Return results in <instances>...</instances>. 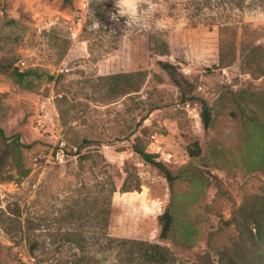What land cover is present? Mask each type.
<instances>
[{
	"label": "rangeland",
	"instance_id": "rangeland-1",
	"mask_svg": "<svg viewBox=\"0 0 264 264\" xmlns=\"http://www.w3.org/2000/svg\"><path fill=\"white\" fill-rule=\"evenodd\" d=\"M166 2L156 14L166 27L157 29L153 20L150 30H139L115 16L114 0H0V59L59 75L53 81L29 77V88L10 69L0 72V127L9 137L0 138L6 157L0 264H112L105 248L97 253L99 247L90 245L87 216L96 176L106 179L111 172L118 191L110 235L166 245L175 264H229L224 251L231 264L258 260L259 247L241 238L237 221L242 208L264 205V156L258 153L264 147V19H254L264 0H246L233 14L239 19L233 50H222L217 25L169 15ZM94 19L102 24L98 30L90 27ZM161 62L177 69L180 84ZM137 71L144 79L127 94L115 93L106 78ZM200 98L213 108L208 133ZM17 140L31 168L21 181ZM195 142L202 148L196 158L189 153ZM136 144L157 153L181 178L171 187L134 151ZM104 163L110 173L99 170ZM125 181L136 189L123 192ZM175 196V234L184 239L183 229L191 227L189 245L160 237L159 215ZM19 211L31 229L9 233ZM70 230L86 231L85 249L68 239ZM28 233L42 243L36 258Z\"/></svg>",
	"mask_w": 264,
	"mask_h": 264
},
{
	"label": "trees",
	"instance_id": "trees-1",
	"mask_svg": "<svg viewBox=\"0 0 264 264\" xmlns=\"http://www.w3.org/2000/svg\"><path fill=\"white\" fill-rule=\"evenodd\" d=\"M245 4L246 0H167L165 8L168 10L169 15H174L176 17L177 15L182 14L193 25H217L220 30L222 50H224L226 45L230 46L233 50L236 46L234 33L236 32L239 22V19L233 18V14L237 10H242L245 7ZM204 12L207 15L204 14ZM98 16L101 17V22L105 20L104 15L99 14ZM113 24H117L116 21H113ZM165 50L166 49H163L161 54H164L166 52ZM160 64L166 71H168L173 80L177 82V84H180L177 69L166 62H161ZM12 66L13 64H7L4 59H0V72L10 69V74L13 76L14 80L29 88H32L33 86V83L28 79L29 77L41 79L42 77L47 76L49 81H53L58 79L59 76L41 72L39 69L31 68L20 70L18 67L13 68ZM106 78L113 81L114 92L122 94L138 91L140 84L144 79L141 71L111 74L107 75ZM199 100L201 102L200 115L202 124L205 132L208 133L213 124V108L205 99L200 98ZM0 138H9L2 127H0ZM23 146H25L24 143H21L18 140L15 141V156L18 157L16 159V165L20 166L18 169V181L25 179L31 173V168L25 166L21 156V147ZM134 151L138 153L146 163L156 167L166 177L171 187L174 185L176 179L181 178L180 173H174L164 161L158 159L157 153L149 152L138 144L134 145ZM189 153L195 158L202 154V148L198 142H195L192 148L190 147ZM258 153L264 156V147ZM5 159L6 157L4 153H1L0 168L5 166ZM84 161H89V159H80V162ZM108 166V163H104L99 167V170L102 167L104 169L103 172L110 173ZM3 174L4 173L0 170V176H3ZM101 176L98 174L95 179L96 182L94 187L97 190L96 194L89 197V200L87 199V216L89 217L92 228L90 231V239H92L90 245L93 247H99L97 253L105 248L106 252L110 253L112 256V264H175L177 262V256L166 245L159 242L115 237L107 232L109 219L112 214L113 196L118 191V186L115 181L114 173L111 172L106 175V179ZM5 178H8V175H6ZM134 189H136V187L128 186L126 181L121 187L123 192L132 191ZM175 202L176 196L172 199L166 210L159 215V220L161 222L160 237L162 239H169L172 243L177 245L192 244L193 241H189L193 233L191 227L183 229L184 239L178 238L175 234V226L177 223L175 209L173 207ZM21 214L20 211L15 214L18 219V226H16L15 231L6 229L9 233L27 232L31 229L29 224L24 225L23 221L20 220ZM71 215L74 214L72 213ZM239 215L237 226L241 238L245 241H249L247 242L249 245L259 247L258 252L260 253L258 260L256 258L253 264H264V205H254L245 209L242 208ZM85 232L86 231L80 232L78 230H70L67 233L68 239L73 241L79 248L85 249ZM27 238L30 240L29 250L34 255L33 257L36 258L35 251L41 247L42 243L39 239H31L29 233L27 234ZM221 254L222 257H224V254L226 255L227 259L230 260L229 264L233 262V258L231 256L228 257L226 251ZM37 264L47 263L45 260L37 259Z\"/></svg>",
	"mask_w": 264,
	"mask_h": 264
},
{
	"label": "clouds",
	"instance_id": "clouds-1",
	"mask_svg": "<svg viewBox=\"0 0 264 264\" xmlns=\"http://www.w3.org/2000/svg\"><path fill=\"white\" fill-rule=\"evenodd\" d=\"M161 5L162 0H114L117 10L115 16L123 18L128 27L134 25L139 30H150L151 22L154 20L155 27L161 29L166 27L163 17L156 18V14L162 10ZM112 18L114 17L112 16ZM254 19H264V10H258ZM101 26V22L94 19L90 27L98 30Z\"/></svg>",
	"mask_w": 264,
	"mask_h": 264
},
{
	"label": "built area",
	"instance_id": "built-area-1",
	"mask_svg": "<svg viewBox=\"0 0 264 264\" xmlns=\"http://www.w3.org/2000/svg\"><path fill=\"white\" fill-rule=\"evenodd\" d=\"M23 63V62H22Z\"/></svg>",
	"mask_w": 264,
	"mask_h": 264
}]
</instances>
